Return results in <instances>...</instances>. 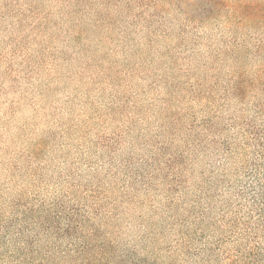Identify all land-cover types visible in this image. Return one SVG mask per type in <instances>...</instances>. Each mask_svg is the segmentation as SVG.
<instances>
[{
  "label": "rangeland",
  "instance_id": "1",
  "mask_svg": "<svg viewBox=\"0 0 264 264\" xmlns=\"http://www.w3.org/2000/svg\"><path fill=\"white\" fill-rule=\"evenodd\" d=\"M0 264H264V0H0Z\"/></svg>",
  "mask_w": 264,
  "mask_h": 264
}]
</instances>
